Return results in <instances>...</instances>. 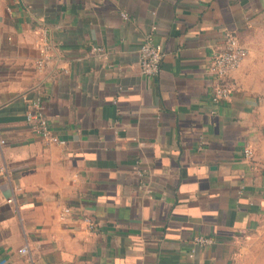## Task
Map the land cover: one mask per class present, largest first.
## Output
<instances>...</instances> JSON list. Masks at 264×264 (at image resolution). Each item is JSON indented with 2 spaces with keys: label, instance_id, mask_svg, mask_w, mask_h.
Segmentation results:
<instances>
[{
  "label": "crops",
  "instance_id": "0c3cea01",
  "mask_svg": "<svg viewBox=\"0 0 264 264\" xmlns=\"http://www.w3.org/2000/svg\"><path fill=\"white\" fill-rule=\"evenodd\" d=\"M228 33L248 55L215 103ZM1 138L0 264H264V0H0Z\"/></svg>",
  "mask_w": 264,
  "mask_h": 264
},
{
  "label": "built area",
  "instance_id": "2783aa9c",
  "mask_svg": "<svg viewBox=\"0 0 264 264\" xmlns=\"http://www.w3.org/2000/svg\"><path fill=\"white\" fill-rule=\"evenodd\" d=\"M125 18H128L126 12H122ZM49 46L48 44L46 45ZM96 50H103V47H95ZM248 55V48L239 40L236 34L228 33L225 40V46L220 49L211 59L208 65V72L218 79L212 90V99L215 103L228 100L231 97L232 89L226 82V76L234 69L241 66L243 60ZM164 56V49L161 43H157L149 35L142 42L139 48V61L141 72L153 77L160 73L162 69V60ZM39 66L44 64L43 60L38 61ZM28 122L31 124L33 130L50 143H64L65 139L56 134L52 125L43 111V98L37 95L29 102V108L26 112ZM0 142H6L5 138H1ZM244 155L247 159H254V151L247 146L244 149ZM0 172H6V166H0ZM10 201L12 198L9 199ZM73 210L70 206L65 207L63 214L71 213ZM83 219L86 221L89 229L95 230L97 223L90 215H84ZM214 238L205 234H197L192 239V249L190 255L193 256L196 248L214 243ZM24 253L28 251L27 247L21 249Z\"/></svg>",
  "mask_w": 264,
  "mask_h": 264
}]
</instances>
